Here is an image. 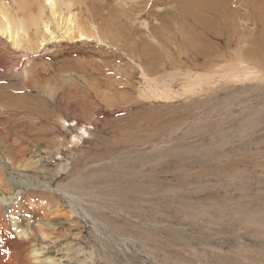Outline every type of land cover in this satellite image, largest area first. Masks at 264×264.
Listing matches in <instances>:
<instances>
[{
    "label": "rangeland",
    "instance_id": "obj_1",
    "mask_svg": "<svg viewBox=\"0 0 264 264\" xmlns=\"http://www.w3.org/2000/svg\"><path fill=\"white\" fill-rule=\"evenodd\" d=\"M2 1L0 264H264V18L217 62L185 0Z\"/></svg>",
    "mask_w": 264,
    "mask_h": 264
},
{
    "label": "bare ground",
    "instance_id": "obj_2",
    "mask_svg": "<svg viewBox=\"0 0 264 264\" xmlns=\"http://www.w3.org/2000/svg\"><path fill=\"white\" fill-rule=\"evenodd\" d=\"M2 1V0H1ZM5 1V0H4ZM13 1V0H12ZM16 1V0H15ZM18 1V0H17ZM146 1V0H144ZM3 2V1H2ZM8 2V1H7ZM19 7H20V12L22 14H27V0H19ZM32 3H29L30 6H41V4L38 5L37 0L32 1ZM15 4H17L15 2ZM145 7L144 9H146L147 6L149 7V10L147 12H149L152 8L153 5L155 6L154 1L149 5L148 2L145 3ZM50 5V4H49ZM51 6V5H50ZM53 6V4H52ZM56 7V5H55ZM246 7L248 8L249 11H252V15L256 14L255 17L256 19H260L259 17L264 18V0H185V2L180 6V10L181 15H187L190 16V19H188V22L186 24L183 25V28H189V29H197L199 28L200 32H193L192 35L190 36V38L185 42V44L187 43V47H197L199 48L198 54L201 59H205V60H213V61H221L222 59H224L225 55L227 54V56L232 57V52L229 50L230 49V45L232 46V40L228 37L225 36V47L224 49H218L219 47H212L214 52H207L206 49L208 47L211 46H206L203 44H197L196 42L202 37V34H207V33H214V34H218L219 30L217 29L218 26L216 24H218V21H220V26L221 24H224L226 26H228L230 28V25H236V22L238 21V19L240 17L246 19ZM6 8V7H5ZM10 8V7H8ZM53 8V7H52ZM142 8V5H138V10H140ZM241 8V9H240ZM11 9V8H10ZM54 9V8H53ZM245 9V11H244ZM55 11V10H54ZM53 11V12H54ZM9 12V11H8ZM52 12V13H53ZM240 12H244L240 13ZM5 13V12H4ZM3 13V14H4ZM14 15V14H13ZM20 17V16H19ZM1 18V17H0ZM3 18V17H2ZM11 19V18H9ZM16 19V18H15ZM22 19V17H21ZM35 19V18H34ZM6 20V18H5ZM8 20V19H7ZM25 20V19H24ZM27 20V19H26ZM10 21V20H9ZM7 21V22H9ZM12 21V20H11ZM37 21V20H36ZM118 22L116 21H109L108 23H106L105 25L108 26H113L115 24H117ZM12 24V23H11ZM218 24V25H219ZM13 25V24H12ZM11 25V26H12ZM35 25V24H34ZM9 26V25H8ZM10 26V27H11ZM15 26V25H14ZM13 26V27H14ZM6 27V26H5ZM236 27V26H235ZM235 29V28H234ZM1 30V29H0ZM180 30V29H178ZM2 33H6L8 36L10 37L13 41H16L17 38H19V33L16 31H13V28H9L8 30H3ZM244 54L246 55V49H243ZM223 54V55H222ZM32 101V100H31ZM17 103V102H16ZM16 107V106H13ZM19 108V107H17ZM33 108V107H32ZM14 109V108H13ZM36 110V109H35ZM34 110V111H35ZM33 111V110H32ZM31 111V112H32ZM16 112V110H15ZM37 112V111H36ZM30 114V113H29ZM41 115V113H39ZM33 115V113H32ZM36 116V115H35ZM42 116V115H41ZM28 118V117H27ZM30 118V117H29ZM38 118H40L38 116ZM44 118H46L44 116ZM10 119V118H9ZM20 119V118H19ZM43 119V118H42ZM31 121H35L32 118L28 119ZM47 120V119H46ZM37 121V120H36ZM40 121V120H39ZM43 121V120H42ZM41 121V122H42ZM45 122V121H44ZM48 121H46L45 123H47ZM29 123V122H27ZM38 123V122H37ZM22 124V123H21ZM14 126V125H13ZM47 129H50L47 128ZM52 129V128H51ZM42 131V130H40ZM71 131V130H70ZM42 135V134H41ZM40 139V137H39ZM38 139V140H39ZM23 150H20V154ZM20 156V155H19ZM16 157V156H15ZM12 158V157H11ZM75 185H77L75 183ZM70 186V185H69ZM81 187V186H80ZM46 189V188H45ZM84 190V189H83ZM80 190L77 193V196L82 199L83 195L84 198L85 196H87V193H85V191ZM44 191V190H43ZM91 193V192H90ZM94 193V191H93ZM17 195V194H16ZM71 196V195H68ZM68 196H66L67 198H69ZM21 197V196H20ZM55 197V196H54ZM93 197V196H92ZM91 199V197H89ZM4 199V198H3ZM51 199V198H50ZM49 199V200H50ZM57 199V198H56ZM70 199V198H69ZM93 199H98V198H93ZM91 199V200H93ZM100 199V198H99ZM53 200V199H51ZM83 200V199H82ZM88 200V199H87ZM101 201V200H100ZM94 202V201H93ZM98 202V201H97ZM12 203V202H11ZM11 203H5L4 201H0V243L2 240L7 239L5 235L1 234L2 231H6L7 235H10L8 229L5 227V225L7 227L12 228L13 230H16V227L11 224V223H6L4 219H8L9 216L11 214H9L10 211H13L12 208L13 206L11 205ZM71 203V200H70ZM71 205V204H70ZM12 206V207H11ZM69 206V205H68ZM23 207V206H22ZM22 209V208H21ZM24 209V207H23ZM7 214V215H5ZM14 217V216H13ZM11 217V218H13ZM26 223V222H25ZM5 224V225H4ZM27 224V223H26ZM4 225V226H2ZM33 226V225H32ZM35 226V225H34ZM42 228V227H41ZM31 230V229H30ZM29 230V231H30ZM34 230V228H33ZM32 231V230H31ZM35 231V230H34ZM18 232V231H16ZM46 232V230H45ZM12 234V233H11ZM39 234V233H38ZM17 235V234H15ZM31 235V234H30ZM29 235V236H30ZM25 233L21 232L18 234L17 237H24ZM24 239V238H23ZM27 243V242H26ZM23 244V243H22ZM11 258V257H10ZM12 261V260H11ZM2 264V263H1ZM4 264H9V263H4Z\"/></svg>",
    "mask_w": 264,
    "mask_h": 264
}]
</instances>
